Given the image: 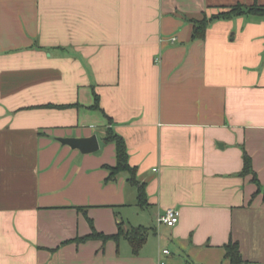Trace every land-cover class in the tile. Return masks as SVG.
I'll use <instances>...</instances> for the list:
<instances>
[{"label": "crops", "instance_id": "0c3cea01", "mask_svg": "<svg viewBox=\"0 0 264 264\" xmlns=\"http://www.w3.org/2000/svg\"><path fill=\"white\" fill-rule=\"evenodd\" d=\"M254 3L0 0V264H230L229 242L264 264V17L213 20L201 39L189 21ZM107 129L144 208L126 173L108 179ZM92 135L91 154L58 141ZM170 208L177 224H158ZM90 222L147 238L136 254L79 242Z\"/></svg>", "mask_w": 264, "mask_h": 264}, {"label": "trees", "instance_id": "16d2710c", "mask_svg": "<svg viewBox=\"0 0 264 264\" xmlns=\"http://www.w3.org/2000/svg\"><path fill=\"white\" fill-rule=\"evenodd\" d=\"M237 16H256L264 17V4L260 5L254 3L252 5H241L237 4L229 9L222 11L220 13L211 15L207 17L202 15L201 19H190L192 25L191 38L201 39L204 37L206 28L209 22L218 19H230ZM105 143H114L116 148V165L114 167H109L108 179L112 180L120 173H126L128 175V182L132 186L137 188V205L139 208H144L147 206L145 186L140 185L136 179V169L131 167L128 163L127 147L124 139L116 134L113 130L107 129L105 137ZM252 173L251 162L248 157L244 159V166L241 171V175H247ZM253 181H256L254 176ZM91 224V222H90ZM125 239L131 246L133 253L136 254L142 245L145 243L147 238V230L142 227L137 228H127L123 229L119 226L116 234L105 235L103 233L97 232L91 224V233L81 239L79 242L87 240H101L102 242L114 241L118 242L120 239ZM225 258L229 260L230 264H244V261L240 255L239 247L236 242H229L225 245Z\"/></svg>", "mask_w": 264, "mask_h": 264}, {"label": "water", "instance_id": "95a60500", "mask_svg": "<svg viewBox=\"0 0 264 264\" xmlns=\"http://www.w3.org/2000/svg\"><path fill=\"white\" fill-rule=\"evenodd\" d=\"M58 141L62 145H67L83 154H91L99 149V143L95 135L88 138H59Z\"/></svg>", "mask_w": 264, "mask_h": 264}, {"label": "built area", "instance_id": "2783aa9c", "mask_svg": "<svg viewBox=\"0 0 264 264\" xmlns=\"http://www.w3.org/2000/svg\"><path fill=\"white\" fill-rule=\"evenodd\" d=\"M179 216V211L172 208L166 209L162 214L157 217V223L165 225L167 227H173L175 224H177ZM163 254H168V251L164 250Z\"/></svg>", "mask_w": 264, "mask_h": 264}]
</instances>
